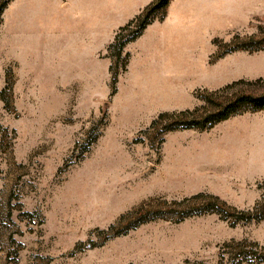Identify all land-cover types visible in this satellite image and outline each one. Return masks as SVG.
I'll return each mask as SVG.
<instances>
[{"label": "rangeland", "instance_id": "1", "mask_svg": "<svg viewBox=\"0 0 264 264\" xmlns=\"http://www.w3.org/2000/svg\"><path fill=\"white\" fill-rule=\"evenodd\" d=\"M228 6L234 21V0ZM234 38L235 45L251 38L252 49L263 47L264 15L229 25L217 41L219 51ZM2 45H11L10 30H0ZM236 52L247 57V51ZM10 53L0 51V91L9 80L10 96L5 95L13 107L8 111L0 98V123L14 131L11 147L0 151V264L7 257L9 264H218L222 253L227 258L226 242L264 243V218L235 222L218 213L178 222L156 218L124 235L100 234L142 202L160 206L161 199L202 190L249 210L264 196V186L225 192L217 186L210 192V168L225 161L209 151L218 128H150L158 113H151L142 96L146 83L133 81L107 52L101 59L109 58L117 71L114 82L104 61L97 71L63 67V60L47 66L34 60L29 66ZM249 54L264 69V48ZM67 76L79 79L63 80ZM247 90L264 91V83Z\"/></svg>", "mask_w": 264, "mask_h": 264}, {"label": "crops", "instance_id": "2", "mask_svg": "<svg viewBox=\"0 0 264 264\" xmlns=\"http://www.w3.org/2000/svg\"><path fill=\"white\" fill-rule=\"evenodd\" d=\"M150 1L11 0L0 23V30H10L11 45L0 46V51L11 52L20 65L30 66L35 60L47 66L63 60V67L95 66L97 71L101 61L110 65V59L102 60L101 56H105L119 27ZM229 1L170 0L162 20H154L125 44V72L133 81L146 83L142 96L151 113L192 109L202 104L196 90L213 91L233 81H254L264 76L251 51L238 49L248 52L242 58L237 50L221 53L217 43L229 25H244L249 18L264 15V0H234V21L229 17ZM216 128L209 151L219 153L225 161L209 166L214 172L210 192L216 193L217 186L224 188L221 192L233 186L257 189L264 181V113L237 114L203 131ZM231 169L236 170L229 173ZM219 170L227 172L218 174Z\"/></svg>", "mask_w": 264, "mask_h": 264}, {"label": "trees", "instance_id": "3", "mask_svg": "<svg viewBox=\"0 0 264 264\" xmlns=\"http://www.w3.org/2000/svg\"><path fill=\"white\" fill-rule=\"evenodd\" d=\"M10 1L0 0V23L3 11ZM169 2L170 0H151L133 19L116 31L113 41L106 48V52L110 58L120 60L122 71L125 70L128 59V54L123 51L125 44L139 36L143 29L154 20H162ZM236 39L234 38L226 44V49H223L221 53L238 49L256 50L250 47L253 42L251 38L240 39L235 45ZM109 70L114 82L117 71L114 70L112 64ZM262 83H264V78H258L254 81L240 79L217 90H196L195 96L202 101V104L192 109L160 112L151 121L150 128H159L162 133L179 129L203 131L237 114L256 111L264 113V91L247 90L248 87L261 86ZM11 85V82L7 80L6 87L0 91V98L8 111H12L13 107L9 103V97L5 94L10 96ZM13 138L14 131L0 123V151H6L11 147ZM162 141L163 138L160 139V142ZM263 186L264 181L258 185V188ZM160 202V206L142 202L122 214L115 223L110 224L106 229L99 230V233L111 238L124 235L140 224L156 218H172L178 222L188 216L203 213H218L223 218L231 216L235 222L240 220L260 221L264 218V196H261L249 210H239L231 207L218 196L207 192H198L179 200L168 201L161 199ZM11 240L14 243L16 242L12 237ZM224 246L229 248L226 255L227 258L222 253L218 264H224V258H226V264H242L251 260L255 264L264 262V243L260 244L249 240H231L224 243ZM245 246L249 247L247 251L244 249ZM5 264H9V257H7Z\"/></svg>", "mask_w": 264, "mask_h": 264}]
</instances>
